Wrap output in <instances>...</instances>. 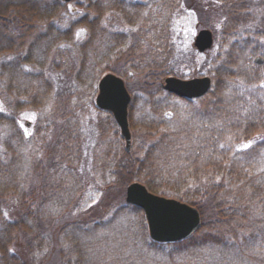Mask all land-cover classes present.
<instances>
[{
  "label": "trees",
  "instance_id": "trees-1",
  "mask_svg": "<svg viewBox=\"0 0 264 264\" xmlns=\"http://www.w3.org/2000/svg\"><path fill=\"white\" fill-rule=\"evenodd\" d=\"M177 1L153 0L160 8L144 11L148 2L140 0H0V264H209L214 256L199 249L251 246L255 234L228 228L246 207L234 185L260 200L264 63L245 51L247 37H225L207 56L210 91L196 99L171 94L182 109L169 108L162 79L187 72L172 24ZM222 2L228 33L238 32L248 19L235 4L244 0ZM102 42L103 57L113 56L106 70L139 80L129 84L132 149L116 134L104 157L89 161L72 108ZM36 106L48 111L40 124L53 130L50 140L20 131V112ZM135 180L197 206L201 227L179 241L152 239L142 208L125 199ZM88 190L101 195L81 211Z\"/></svg>",
  "mask_w": 264,
  "mask_h": 264
},
{
  "label": "rangeland",
  "instance_id": "rangeland-1",
  "mask_svg": "<svg viewBox=\"0 0 264 264\" xmlns=\"http://www.w3.org/2000/svg\"><path fill=\"white\" fill-rule=\"evenodd\" d=\"M141 2L147 1L145 9H157L160 8L157 4L155 6L152 5L153 0H140ZM159 3L158 1H156ZM258 2V1H256ZM202 6L199 9L197 6V3L193 0H178L177 3L172 7V12L174 14L172 18V24L173 28L177 33L179 34V45L180 48L183 49L185 52V56L187 59V63L184 65L187 67V72L185 76L181 77H192V76H199V75H211L210 70L213 69L214 65L211 61L214 59H208L207 54L199 52L194 45V38L202 27H208L210 29H215L218 32L219 37L216 39L215 46L212 48L210 54L213 55L219 51L223 45V39L225 35L223 34V26L222 19H221V11L218 8H221L219 6V2H216V0H202V3H200ZM222 4V3H221ZM197 8V9H196ZM206 10L207 12H202ZM199 10H201L202 16L199 13ZM263 10L261 7L256 8V14L257 16L262 15ZM146 13V12H145ZM153 18L154 14L152 15ZM77 36L80 40L85 38L87 35L86 30L84 26L78 27L76 29ZM102 46L100 47V52L97 51V55L101 57L100 60L94 55L90 54V57L88 59L89 64L90 61L94 58L95 59V66L92 67L89 65H85L87 70L84 71L82 74V80L79 83L78 86V94H75L76 96L74 101V107L72 108V114L73 119L71 120V123H76L77 127H79V131H81V135L83 137L82 139V145L83 150L85 154H87V157L89 159L90 155L96 154L95 158L97 160H101L102 157H104L103 151L104 148H106L105 143L107 141H112L116 134L118 136L121 135L120 127L115 120L114 115L111 111L102 109L97 106L96 104V96L98 93V83L102 75H104L106 72H109V70H106V65L108 64L109 58L111 59V55L108 57H103V54H108V46L107 43L102 42ZM155 43V47H156ZM259 42L252 41L250 43H247V47L245 51L252 52V48L254 46H259ZM117 51V50H116ZM257 51H260V46L257 48ZM103 52V53H102ZM93 55V56H92ZM208 60V61H207ZM252 61H254L252 59ZM134 74V75H133ZM174 75V74H171ZM137 75L133 72H129L128 76H124V80L126 83V86L131 94V101L133 94L130 85L133 87V84L137 81H139L136 77ZM165 77L162 79V88L164 91L167 92L165 94V102L169 103L171 102L173 105L169 108L178 110L181 112V105H178L179 102L174 99L176 96L171 95L172 93L168 90L164 89L163 82ZM130 84V85H129ZM168 93H170L169 96ZM53 100V99H52ZM55 101V98L53 102ZM130 101V103H131ZM169 101V102H168ZM52 103L49 102L48 110L51 111ZM42 107H34V108H27L24 111L20 112L19 116V123L20 131L23 133V135L36 137V142H40L42 140H46L53 136L54 133L53 130L48 126L47 122L46 125L48 126L47 129L44 125V127L41 126L42 117L44 120L48 121V118L45 117V113L47 114V109H41ZM0 109H3V102L0 97ZM138 109V103L135 105V113H137ZM74 112V113H73ZM137 116V114H136ZM7 125H4L6 127ZM9 127V126H8ZM7 127V131H10V128ZM1 129V128H0ZM4 130V129H3ZM122 139V146H125V139L121 135ZM101 142H104V145L101 144ZM248 145H254V140L250 142H246ZM27 145V144H26ZM103 148V149H102ZM262 154L259 156L260 161V168L264 170V148L262 149ZM109 157H106V163L109 162ZM90 161V159H89ZM107 166V165H106ZM108 172H104V178L107 177ZM108 181V179H107ZM258 184H261L257 190L255 191V196H257L258 200L257 204L254 201V198L252 194L246 189L239 190V187L237 185H234L232 188L231 193L232 194H239L242 195V198L240 200H243L246 202V207H244V212L242 211L240 214H237L236 219L231 220V225L228 228V231L230 232V227L233 228V230L237 228H242L240 230L241 236H247V234H255L254 239L252 240L251 246H245V249L239 250V247H235L233 251L231 248L225 249L221 244L215 245V246H208L203 247L199 249L200 252H207L214 256V258H211V261L208 262L209 264H263L264 262V172L262 174V177L259 178ZM104 183V182H102ZM127 188V187H126ZM260 190V191H259ZM86 194H83L82 199V208L80 207L81 211H87L89 206L98 201V198L100 197V192L97 191H91ZM256 198V197H255ZM125 199H126V191H125ZM85 214H83L84 216ZM134 219V218H133ZM147 223V221H146ZM148 227V224H147ZM247 228L248 230L245 231ZM232 230V232H233ZM233 234V233H232ZM205 249V250H204ZM228 252V253H225Z\"/></svg>",
  "mask_w": 264,
  "mask_h": 264
},
{
  "label": "water",
  "instance_id": "water-1",
  "mask_svg": "<svg viewBox=\"0 0 264 264\" xmlns=\"http://www.w3.org/2000/svg\"><path fill=\"white\" fill-rule=\"evenodd\" d=\"M213 41L212 30L203 27L197 32L194 45L199 51L204 52L213 46ZM163 87L178 96L195 98L210 90L212 78L210 75L192 77L168 75L164 79ZM130 101L131 94L122 76L112 71L102 75L98 83L96 104L113 113L128 151L132 146V132L128 117ZM126 201L143 209L149 234L152 239L159 242L183 240L202 225L200 210L195 205L175 197L155 193L137 180L128 184Z\"/></svg>",
  "mask_w": 264,
  "mask_h": 264
},
{
  "label": "flooded vegetation",
  "instance_id": "flooded-vegetation-1",
  "mask_svg": "<svg viewBox=\"0 0 264 264\" xmlns=\"http://www.w3.org/2000/svg\"><path fill=\"white\" fill-rule=\"evenodd\" d=\"M200 3H202V0H199ZM223 0H216V2H219V6L223 5ZM225 1H231V0H225ZM235 1V0H234ZM258 1V2H256ZM222 3V4H221ZM202 6V5H201ZM235 6L238 7H243L239 9L238 13L240 14V17H245L248 20L245 21V24H242V28L238 32L234 33H228L227 27L225 26L226 18L227 16L223 13V7L218 8L221 11V19H222V26H223V34L225 35L226 39H235L236 36H242V37H247L248 41L247 43H250L252 41L259 42L260 46V51H257V48L259 47L254 46L250 51V58L254 60L256 64H263L264 63V0H244V2H239L236 3ZM261 7L263 10L261 16H257L256 14V8ZM240 25V24H239ZM213 32V47L215 45L216 39L219 37L217 30L211 29ZM225 37L222 41L225 40ZM212 47V48H213ZM211 48V49H212ZM207 55H209L210 51L205 52ZM260 59V60H259Z\"/></svg>",
  "mask_w": 264,
  "mask_h": 264
}]
</instances>
